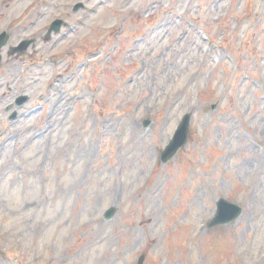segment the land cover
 <instances>
[{
  "label": "rangeland",
  "instance_id": "rangeland-1",
  "mask_svg": "<svg viewBox=\"0 0 264 264\" xmlns=\"http://www.w3.org/2000/svg\"><path fill=\"white\" fill-rule=\"evenodd\" d=\"M3 30L0 264H264V0H0Z\"/></svg>",
  "mask_w": 264,
  "mask_h": 264
},
{
  "label": "water",
  "instance_id": "water-1",
  "mask_svg": "<svg viewBox=\"0 0 264 264\" xmlns=\"http://www.w3.org/2000/svg\"><path fill=\"white\" fill-rule=\"evenodd\" d=\"M59 25H60V21L56 20L53 22L51 28L57 31ZM7 37L8 36L5 33L0 35V46L6 42ZM26 44L27 42H22V44H20L18 47L13 49L18 51H23L26 47ZM188 128H189V115H186L183 117L181 123L178 125L173 138L165 147L164 151H162L161 154L162 160L165 161L168 158H170L177 151V149L186 142ZM217 206H218L219 214L213 218L212 223L214 224L227 222L228 220H231L236 216H238V214L241 211L239 206L228 203L223 198L219 199Z\"/></svg>",
  "mask_w": 264,
  "mask_h": 264
}]
</instances>
